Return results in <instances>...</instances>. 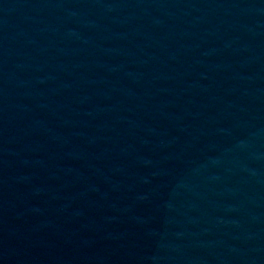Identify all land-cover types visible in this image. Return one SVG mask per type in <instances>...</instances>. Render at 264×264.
Segmentation results:
<instances>
[{
  "label": "water",
  "instance_id": "obj_1",
  "mask_svg": "<svg viewBox=\"0 0 264 264\" xmlns=\"http://www.w3.org/2000/svg\"><path fill=\"white\" fill-rule=\"evenodd\" d=\"M0 264H264V0H0Z\"/></svg>",
  "mask_w": 264,
  "mask_h": 264
}]
</instances>
